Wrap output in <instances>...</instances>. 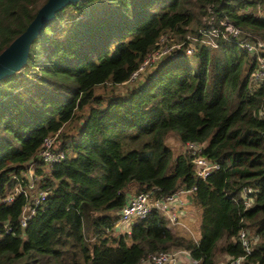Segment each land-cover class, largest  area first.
I'll list each match as a JSON object with an SVG mask.
<instances>
[{"label":"trees","instance_id":"trees-1","mask_svg":"<svg viewBox=\"0 0 264 264\" xmlns=\"http://www.w3.org/2000/svg\"><path fill=\"white\" fill-rule=\"evenodd\" d=\"M44 2L0 0V52ZM223 20L264 43V0H77L45 22L26 62L0 79V264H138L172 250L187 251L189 264H228L244 253L241 229L251 242L247 262L264 264V81L251 85L256 61L230 35L216 47L197 42L190 55L184 49L188 35L201 38L200 28L221 29ZM161 38L182 47L117 92ZM173 130L183 147L174 158L163 143ZM55 134L66 157L44 165L43 139ZM187 142L204 144L201 154L219 165L204 179ZM30 164L33 188L2 203ZM192 186L197 239L155 209L129 234H112L129 196ZM244 186L253 190L248 207ZM41 191L21 227L23 208Z\"/></svg>","mask_w":264,"mask_h":264},{"label":"built area","instance_id":"built-area-1","mask_svg":"<svg viewBox=\"0 0 264 264\" xmlns=\"http://www.w3.org/2000/svg\"><path fill=\"white\" fill-rule=\"evenodd\" d=\"M220 24L223 28H213L210 31L199 29L202 37L187 36V46H185L186 54H192L196 49V43L208 44L213 47L217 46L216 38H227L229 35L239 40V46L244 49L250 56L256 61V69L252 74L250 80L251 85L257 86L264 81V50L262 45L264 43L261 40H254L244 34L241 30L227 21H221ZM163 43L161 45L160 43ZM183 43H167L165 38H161L158 48L152 53L147 55L138 67L131 75V79H136L139 74L144 71L148 66H153L160 58L169 53L171 50H177L182 47ZM259 115L264 119V112L260 111ZM57 134L48 136L43 139L42 148L39 153V158L44 165H50L52 163L60 162L65 159L66 154L63 150L57 149L54 145V140ZM204 144L196 142H187L185 147L191 155V163L194 168L195 176L197 178L204 179L212 171L216 170L219 165L215 162L208 160L201 152ZM16 184L14 188L1 199L4 204L11 203L17 194L23 193L26 195L28 189L33 188L34 184V167L30 164L27 170L21 171V176H14ZM195 190V186L191 188H180L177 191L168 194L162 198H152L150 193L140 192L128 197L125 205L118 212V220L115 224L113 235H119L130 233L132 224L139 218L145 217L152 209L158 210L168 220L171 226H181L185 228V225L181 222V217L184 214V209L187 205L189 195ZM252 189L244 186L240 191V196L243 200L245 207L250 206L252 199L249 194L252 193ZM46 192H39L34 196L31 201L23 208L20 215L21 227H24L28 219L34 214L36 206L45 198ZM189 231V230H188ZM238 240L244 250V253L240 256L231 258L228 264H254L247 262V257L251 253V242L248 237V233L245 229H241L238 233ZM188 257V252L185 250H172L164 252H156L149 254L148 257L139 262L138 264H182L181 258ZM191 260L189 261V263Z\"/></svg>","mask_w":264,"mask_h":264},{"label":"water","instance_id":"water-1","mask_svg":"<svg viewBox=\"0 0 264 264\" xmlns=\"http://www.w3.org/2000/svg\"><path fill=\"white\" fill-rule=\"evenodd\" d=\"M77 0H46L36 11L26 29L0 52V79L11 75L26 62L29 45L45 22L58 10ZM264 50V45L261 46Z\"/></svg>","mask_w":264,"mask_h":264},{"label":"rangeland","instance_id":"rangeland-1","mask_svg":"<svg viewBox=\"0 0 264 264\" xmlns=\"http://www.w3.org/2000/svg\"><path fill=\"white\" fill-rule=\"evenodd\" d=\"M161 45H163V43H160ZM192 62L194 65L197 64V59L196 58H191ZM197 66V65H196ZM151 66H148L146 69L150 68ZM143 72V71H142ZM139 77V76H138ZM136 78V79H131L130 82L125 83V84H121V85H117L115 87V90L117 92H121L124 93L128 88H131L132 86H135L140 78ZM95 92L97 94L99 93H104V88L102 86H97L95 88ZM74 129V123L68 124L65 128H64V132L69 133L72 132ZM163 143L168 146L171 149L172 152V158L176 157L179 152L181 151L182 147V143L179 139L178 133L176 130H173L171 132H169L163 140ZM54 145L59 147L60 146V140H58V138L56 137L54 140ZM189 204H187L186 208L184 209V214L181 217V222L184 223L185 225L188 224L189 226V231L187 229H178L175 227H172L173 230L178 229L177 231L185 234V235H189L195 239H197L198 234H197V228H198V224H199V210L198 207L195 206L194 204L191 203V201L188 199ZM187 223V224H186ZM178 227V226H177ZM228 260L227 257H225L226 261ZM184 264V263H182Z\"/></svg>","mask_w":264,"mask_h":264},{"label":"crops","instance_id":"crops-1","mask_svg":"<svg viewBox=\"0 0 264 264\" xmlns=\"http://www.w3.org/2000/svg\"><path fill=\"white\" fill-rule=\"evenodd\" d=\"M188 199H189V197H188ZM188 201V200H187ZM187 204H189V202H187ZM187 206V205H186ZM199 210V209H198ZM184 224V223H183ZM187 224V223H186ZM185 225V224H184ZM199 225V224H198ZM180 228H183V229H187V230H189V226H188V224L187 225H185V228L184 227H178V229H180ZM198 229V228H197ZM198 234V233H197ZM189 259L187 258V257H182L181 258V263H184V264H189Z\"/></svg>","mask_w":264,"mask_h":264}]
</instances>
